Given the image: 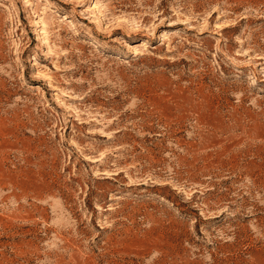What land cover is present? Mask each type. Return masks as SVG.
I'll use <instances>...</instances> for the list:
<instances>
[{
	"label": "rangeland",
	"instance_id": "374dc122",
	"mask_svg": "<svg viewBox=\"0 0 264 264\" xmlns=\"http://www.w3.org/2000/svg\"><path fill=\"white\" fill-rule=\"evenodd\" d=\"M0 264H264V0H0Z\"/></svg>",
	"mask_w": 264,
	"mask_h": 264
}]
</instances>
